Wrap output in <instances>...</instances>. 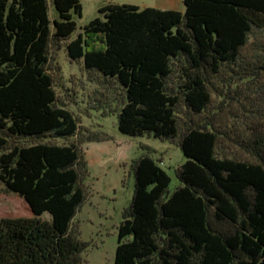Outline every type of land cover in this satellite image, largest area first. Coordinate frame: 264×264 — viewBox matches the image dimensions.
<instances>
[{
    "label": "trees",
    "instance_id": "obj_1",
    "mask_svg": "<svg viewBox=\"0 0 264 264\" xmlns=\"http://www.w3.org/2000/svg\"><path fill=\"white\" fill-rule=\"evenodd\" d=\"M183 4L184 12L107 4L72 38L81 0H0V181L32 212L0 218V264H80L88 246L72 224L87 195L81 141L10 145L77 134L73 112L57 104L48 68L52 44L63 39L70 59L124 90L121 133L171 139L186 157L176 171L181 185L171 193V178L157 161L132 160L133 195L113 264H264V131L238 141L255 162L218 157V135L208 123L180 130L179 94L169 88L180 62L181 99L202 114L212 88L219 90L217 76L243 68L250 34L264 30V0ZM262 71L264 62L250 74Z\"/></svg>",
    "mask_w": 264,
    "mask_h": 264
},
{
    "label": "rangeland",
    "instance_id": "obj_2",
    "mask_svg": "<svg viewBox=\"0 0 264 264\" xmlns=\"http://www.w3.org/2000/svg\"><path fill=\"white\" fill-rule=\"evenodd\" d=\"M11 1V0H10ZM82 16L76 18L77 29L72 38L83 32V27L91 19L100 16L99 8L107 4H133L140 8L155 7L175 9L184 12L183 0H81ZM51 18L57 17L56 9L50 5ZM53 28V25H52ZM63 39L50 48L49 72L53 76V86L57 104L73 112L78 121V132L69 138L45 136L41 139L24 138L10 140V145H30L36 141L70 143L81 141V151L85 157V147L90 149L101 145L100 152L90 172L82 179L86 188V200L73 219V229L81 240L87 242L82 252L80 264H113L118 243V228L122 213L129 205L134 189L133 159L149 155L166 170L171 178L169 192L179 185L177 168L186 157L178 142L159 139L152 135L130 136L118 129V114L125 101L124 90L97 71L84 67L83 60H72L67 55ZM98 40L96 44L101 45ZM85 50L88 47L85 45ZM242 67L235 71L226 69L217 76L218 92L212 88L211 101L202 114L194 115L181 99L179 85L182 84L181 63L175 61L174 72L169 79V88L179 94L176 115L180 130L193 122L209 124L218 135L216 154L255 162L256 160L238 143L248 138L254 130L264 131V71L261 75L250 74L253 64L264 62V30L255 29L242 49ZM214 83V78H213ZM32 212L26 201L10 192L0 181V218L30 217ZM48 218V213L42 215Z\"/></svg>",
    "mask_w": 264,
    "mask_h": 264
},
{
    "label": "crops",
    "instance_id": "obj_3",
    "mask_svg": "<svg viewBox=\"0 0 264 264\" xmlns=\"http://www.w3.org/2000/svg\"><path fill=\"white\" fill-rule=\"evenodd\" d=\"M155 8V7H154ZM55 18V17H54ZM102 141V140H101ZM101 141H96V142H91L90 143V145L92 144V143H101ZM90 145H88V146H86L85 147V159H86V161H87V166H88V172H90V169H91V164H94L95 163V161L98 159V158H100V157H102V156H99V154H100V152H102L104 149H105V147H103V146H101V145H95V146H93L91 149H90ZM91 173V172H90ZM86 200V199H85ZM85 204V201H84V203H83V205ZM83 205L81 206V207H83ZM81 207H80V209H81ZM80 209L78 210V212L77 213H79V211H80ZM76 213V214H77ZM76 216V215H75Z\"/></svg>",
    "mask_w": 264,
    "mask_h": 264
}]
</instances>
